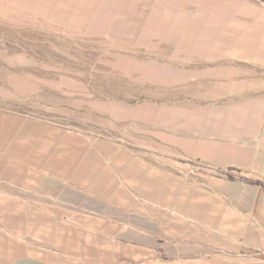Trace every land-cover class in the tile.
Here are the masks:
<instances>
[{
    "label": "rangeland",
    "instance_id": "rangeland-1",
    "mask_svg": "<svg viewBox=\"0 0 264 264\" xmlns=\"http://www.w3.org/2000/svg\"><path fill=\"white\" fill-rule=\"evenodd\" d=\"M0 109L19 115L0 114V149L41 174L24 203L40 216L0 202V264H116L115 220L97 234L57 200L70 179L118 178L186 205L197 192L217 232L186 234L184 264H264L238 164L264 131V0H0Z\"/></svg>",
    "mask_w": 264,
    "mask_h": 264
},
{
    "label": "crops",
    "instance_id": "crops-1",
    "mask_svg": "<svg viewBox=\"0 0 264 264\" xmlns=\"http://www.w3.org/2000/svg\"><path fill=\"white\" fill-rule=\"evenodd\" d=\"M0 114L4 117H12V119L19 116L16 112L2 109H0ZM259 137L256 146L248 147L246 153L238 160L239 166L243 169L240 175H244L257 185L256 198L247 199V196L244 197V204H248L251 211H264V131ZM24 163L21 154L15 156L14 152L6 149V147L0 149V202L7 204L15 202L17 204L16 217L20 219L35 218L36 214L41 215L40 207L30 209L31 207L26 208L24 205L25 201L40 202L35 193H32V197L28 193L31 189L36 191L34 185L33 188L29 187L30 179L38 181L39 184L41 179L40 173L34 169L31 173ZM52 178L57 180L58 177L52 175L50 179ZM70 182L71 185L65 186V196H60L57 200L64 205V211L70 212V214H65L63 218H76L75 216L80 213L81 217L101 220L102 222L97 224V234L109 233L106 231L104 220H115L113 223L114 230L111 233L116 236V264L194 263L191 261L196 259H184L182 255L177 254V252H184L185 250L184 236L186 234L199 236L202 232L206 234L217 232L215 230L217 227L212 223V218L210 216L204 217L205 211L202 209L197 192L196 194L195 192L192 193V198L187 201L188 204L186 205L183 188L177 191L176 201H168L164 197L154 198L150 194L152 185H149L151 189L146 192L145 190L139 191L130 179L125 182L119 178L116 179V184L113 185L115 190L112 189L111 192L98 186L93 189L88 187L79 189L80 184L77 181L70 179ZM54 188L59 189V186H54ZM113 190L116 194L114 198L102 197L106 196L107 193L111 194ZM69 192L74 193L73 197L72 193ZM48 193L49 196H55L54 194L59 193V190H56V193L52 190ZM76 193H81L82 196L88 194L89 198L81 197L79 200L75 196ZM233 197L234 200L237 199L236 195ZM238 199L243 200L242 197H238ZM246 208L249 210L247 206ZM28 212H32L33 215ZM206 218L208 220L202 221ZM170 221L175 223L176 228L170 229L166 226L170 224ZM221 232L224 234L231 233L227 230ZM70 239L71 228L68 230V240L70 241ZM167 250H171L173 254L169 255L166 253Z\"/></svg>",
    "mask_w": 264,
    "mask_h": 264
}]
</instances>
